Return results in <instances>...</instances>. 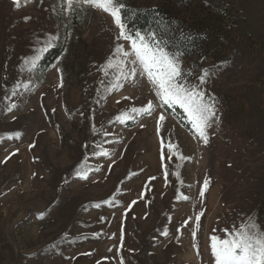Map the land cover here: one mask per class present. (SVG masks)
<instances>
[{
  "label": "rangeland",
  "instance_id": "obj_1",
  "mask_svg": "<svg viewBox=\"0 0 264 264\" xmlns=\"http://www.w3.org/2000/svg\"><path fill=\"white\" fill-rule=\"evenodd\" d=\"M122 2L163 9L190 84L208 71V143L172 109L131 112L158 104L146 77L110 87L102 68L129 47L110 14L85 6L65 31L61 0H0V264H215L213 235L264 229V0Z\"/></svg>",
  "mask_w": 264,
  "mask_h": 264
},
{
  "label": "snow or ice",
  "instance_id": "obj_2",
  "mask_svg": "<svg viewBox=\"0 0 264 264\" xmlns=\"http://www.w3.org/2000/svg\"><path fill=\"white\" fill-rule=\"evenodd\" d=\"M13 3L19 8L21 0H13ZM85 6L110 14L115 25L119 28L117 40L126 41L129 45L126 50L124 44L118 43L113 53L114 60L110 58L106 66L102 68L105 76L109 75V70L112 72L113 81L110 87L119 89L123 86L124 81L134 80L140 76L146 77L155 91L158 104L149 101L144 107L132 108L131 112L151 116L158 106L167 107L173 112L178 107L183 110V118L188 120L199 138L207 144L208 129L211 127L212 121L218 119L214 97H206L205 91L201 87L207 82L208 71L204 70L203 74L198 77L197 85L190 84L188 77L191 76V72L185 71L182 67L181 57L184 52L168 35L167 26L161 28L158 25L155 30L150 29L146 33L130 31L123 15L126 6L122 0H61L62 11L69 16L78 14ZM55 39V37L49 36L37 49V53L46 51L52 46ZM38 59L39 55H36L26 60L25 63L30 68H34ZM14 107L16 105L12 104L8 110L11 111ZM125 118L131 119L132 117L124 113L116 119L124 122ZM165 119V115L161 113L159 121ZM19 136L20 133L15 134V138H19ZM9 138L13 137L10 135ZM168 148L170 152L178 154L174 151L176 146L172 143H169ZM102 154L109 155L108 152ZM179 158L185 159L183 156ZM77 174L80 178L87 179L86 172L80 171ZM165 174L167 175V172ZM208 183L209 181L206 180L205 188ZM200 195L203 196L204 193L201 192ZM183 198L188 199V197ZM99 206V204L96 205V207ZM41 218H43V214H41ZM196 220L198 226L199 217ZM224 231L226 233L224 238L216 235L210 238L211 253L215 258V264H264V229H260L252 219H249L246 224H241L234 231L229 232L227 229ZM163 234L167 235V232Z\"/></svg>",
  "mask_w": 264,
  "mask_h": 264
},
{
  "label": "trees",
  "instance_id": "obj_3",
  "mask_svg": "<svg viewBox=\"0 0 264 264\" xmlns=\"http://www.w3.org/2000/svg\"><path fill=\"white\" fill-rule=\"evenodd\" d=\"M163 14V9L153 7L149 9H143L139 7H125L123 15L127 21V27L130 31H140L141 33H146L150 29H156L159 25L162 27L161 15ZM86 21V12L80 10L78 14L69 16L64 22L65 31L69 27L77 30ZM65 33V38H66ZM66 39L63 40V43L59 42L56 46L48 50L44 57L41 60V65L43 69H46L51 63H53L57 58H59L64 52ZM172 112V111H169ZM175 113L179 118H183V110L178 107L175 110Z\"/></svg>",
  "mask_w": 264,
  "mask_h": 264
}]
</instances>
